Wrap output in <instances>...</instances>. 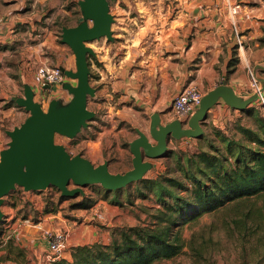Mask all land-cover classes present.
I'll return each instance as SVG.
<instances>
[{
  "label": "crops",
  "instance_id": "crops-1",
  "mask_svg": "<svg viewBox=\"0 0 264 264\" xmlns=\"http://www.w3.org/2000/svg\"><path fill=\"white\" fill-rule=\"evenodd\" d=\"M234 4L240 5L235 15L231 13ZM109 5L114 16L112 40L100 38L87 44L95 52L88 59L89 81L95 88V95L88 99V106H93L88 108L96 114L77 135V151L61 140L71 154L80 153L96 165L107 161L111 172H124L131 168L129 142L138 136L136 129L154 144L148 134L150 115L159 113L163 124L179 119L171 102L185 87L196 86L204 95L224 82L246 99L253 94L250 72L264 85V0H109ZM66 6L67 1L61 0H0V150L9 141L5 131L29 115L14 103L5 106L13 96L23 95L25 85L44 108L53 98L62 102L71 98L62 87L67 79L44 89L33 79L35 68L42 64L75 69L74 54L58 33L82 17L79 6L76 10ZM228 114L243 113L219 99L204 123L222 126V117ZM191 142L195 144V138L170 139L168 146H191ZM144 159L152 162L150 170L158 171L157 159ZM6 208L14 217L12 208ZM117 209L99 200L89 210L95 215L103 212L104 219L98 220L103 223ZM1 210L4 213V204ZM61 222L68 233V249L60 257H69L70 246L88 243L87 232L89 243L101 237L102 243L109 241L107 229L97 221L94 225L90 221L85 225L67 219ZM106 225L114 222L108 220ZM11 228L14 241L32 251L41 264V251L47 247L42 236L45 227L14 223ZM82 230H86L83 235Z\"/></svg>",
  "mask_w": 264,
  "mask_h": 264
},
{
  "label": "water",
  "instance_id": "water-1",
  "mask_svg": "<svg viewBox=\"0 0 264 264\" xmlns=\"http://www.w3.org/2000/svg\"><path fill=\"white\" fill-rule=\"evenodd\" d=\"M78 6L82 19L74 26L61 27V41L70 47L75 58L74 70L61 67L67 79L62 87L71 98L67 102L53 98L44 108L29 85L23 87L22 96L12 97L29 115L18 126L5 131L9 141L0 150V223L4 215L1 210L4 196L16 186L24 190L53 186L63 197L83 196V187L91 184H99L107 192L122 189L142 179L151 169L152 162L144 158L157 159L168 152L170 139L203 135L208 110L219 99L242 111L255 99L254 93L246 99L238 97L223 82L202 96L186 121L174 119L163 124L159 113L151 114L148 134L155 143L150 142L146 133L136 129L138 136L129 142L131 168L124 172H111L107 161L96 165L80 153L71 154L63 144L55 141V137L75 138L95 117V111L88 108V99L95 95V88L89 81L88 59L95 52L87 44L100 38L112 40L114 22L109 0H78ZM69 80H74L75 84ZM70 184L74 187L70 188Z\"/></svg>",
  "mask_w": 264,
  "mask_h": 264
},
{
  "label": "trees",
  "instance_id": "trees-1",
  "mask_svg": "<svg viewBox=\"0 0 264 264\" xmlns=\"http://www.w3.org/2000/svg\"><path fill=\"white\" fill-rule=\"evenodd\" d=\"M60 34L61 29L59 37ZM207 128L205 125L202 137L195 139L194 150L171 152L165 170L129 184L134 186V195L154 198L157 206L149 223L124 227L107 244L74 245L70 248V259L59 257L52 263L154 264L170 259L184 246L181 228L186 222L223 207L238 209L249 198L263 194L264 116L256 118L255 129L238 125L246 143L213 126L209 130H213L215 138H210ZM102 190L105 194L112 193L113 203H121L120 190ZM127 190L125 201L131 202ZM243 213L246 217L247 213L258 216H250L254 222L252 231L263 230L264 210L247 209ZM235 222L238 231L247 228L245 219Z\"/></svg>",
  "mask_w": 264,
  "mask_h": 264
},
{
  "label": "rangeland",
  "instance_id": "rangeland-1",
  "mask_svg": "<svg viewBox=\"0 0 264 264\" xmlns=\"http://www.w3.org/2000/svg\"><path fill=\"white\" fill-rule=\"evenodd\" d=\"M61 1H67V9L74 6L76 10L78 7V1L76 2V0ZM91 47L94 49L93 46ZM64 78L66 79V77ZM93 79L94 75L92 74L91 81H93ZM94 100L96 99H92L91 101ZM8 102L11 104H8ZM13 103L15 104L11 98V100L6 102L5 106L12 105ZM89 106L92 107L93 103L89 104ZM250 107L254 109H251L250 112H245ZM240 111L243 114H228L222 117L225 123L222 126L204 123V127L205 125L208 127V136H210V138H215L213 130H209L213 126V128L223 129L229 136L235 139L238 138L246 143L247 139L238 129V125L255 129L256 118L264 116V109L258 110L253 101L246 109ZM201 137L202 135L199 138ZM61 140H63L67 147L71 148L73 152L80 148V146H75L76 137L72 138L71 141H69V139L67 141V139H62L59 135H56L55 141L61 143ZM190 145L191 146L188 144L184 147L170 146L168 152L164 156L157 158L158 171L165 170L169 162L168 155L171 152L194 150L195 144L191 142ZM158 171L154 172L150 170L143 177L154 176ZM69 187L72 188L74 186L70 184ZM126 188H128L127 191L131 194V202L125 201V195L127 193ZM118 190H120L119 196L121 203H113L111 201L113 199L112 193L105 194L99 184H91L83 187L84 195L78 194L75 197H63L60 191L53 186L41 190H24L21 186H16L15 189L4 196V215L0 223V262L38 264L37 258L32 251L24 246H20L14 241L12 234L13 229L11 228V225L14 223H27V225L40 223L45 228L49 227L54 230H59L63 229L61 219L75 221L76 225L80 223L85 225L89 221V223L94 225L97 221L98 225L102 227L103 230L104 228L107 229L108 243L113 236L124 227L146 225L149 223L152 219L151 213L157 206L154 198L151 195L143 198L134 195V186L129 184ZM99 200H103L108 205H113L118 208L117 212H114L115 215L106 218V220L102 221L103 223L98 221L103 220V217L99 218L94 212L89 210L90 207H93ZM6 206L12 208L14 217L10 216ZM260 208L264 210V193L249 198L242 203L238 209H235V207H223L217 211L204 213L197 220L186 222L181 228V235L184 239V246L181 252L173 258L161 260L154 264H264V218H261L263 230L254 232L252 231L254 222L251 221V214L247 213L249 218L243 215V212L247 209L256 210ZM99 214L103 216V212H99ZM55 215H58L59 218ZM92 216L94 217L93 219L91 218ZM251 217L256 218L258 216L252 215ZM16 218H18V220H16ZM241 218L245 219V225L247 226L244 231H238L236 229L238 225L235 221ZM114 219H116V221H114ZM108 220L114 222V225L107 226ZM255 221H259V219ZM85 231L86 230H82L81 234H85ZM86 236L88 243L85 244L101 242V236L98 241H93L91 243H89L91 240L90 233L87 232ZM71 247L72 246H70V248ZM67 249L68 246H66L64 251ZM197 250H199V252ZM47 254L48 250L46 247L41 251L43 260L41 264H53L52 261L48 260ZM65 258L70 259V250L69 257Z\"/></svg>",
  "mask_w": 264,
  "mask_h": 264
},
{
  "label": "built area",
  "instance_id": "built-area-1",
  "mask_svg": "<svg viewBox=\"0 0 264 264\" xmlns=\"http://www.w3.org/2000/svg\"><path fill=\"white\" fill-rule=\"evenodd\" d=\"M240 10L239 4L231 6V13L237 14ZM64 74L59 66L38 65L35 68L33 79L40 89L45 85L61 83L64 80ZM249 88L252 93L256 94L254 104L260 110L264 109V88L259 83L255 74L250 72ZM202 92L193 85L187 86L174 96L171 102V108L176 118L187 120L189 116L198 107L202 98ZM97 217L103 216L97 212ZM42 236L46 240L48 250V260L53 261L59 258L68 243L67 230H54L51 228H42Z\"/></svg>",
  "mask_w": 264,
  "mask_h": 264
}]
</instances>
